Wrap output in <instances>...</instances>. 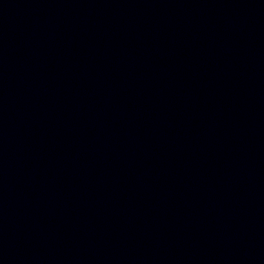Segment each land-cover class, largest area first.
Masks as SVG:
<instances>
[{
    "label": "water",
    "instance_id": "95a60500",
    "mask_svg": "<svg viewBox=\"0 0 264 264\" xmlns=\"http://www.w3.org/2000/svg\"><path fill=\"white\" fill-rule=\"evenodd\" d=\"M0 264H264V0H0Z\"/></svg>",
    "mask_w": 264,
    "mask_h": 264
}]
</instances>
